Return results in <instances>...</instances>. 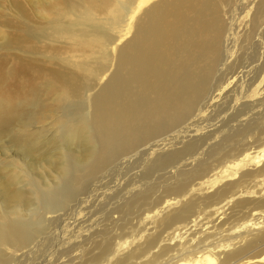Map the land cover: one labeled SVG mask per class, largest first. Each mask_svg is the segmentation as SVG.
Instances as JSON below:
<instances>
[{"label": "bare ground", "instance_id": "1", "mask_svg": "<svg viewBox=\"0 0 264 264\" xmlns=\"http://www.w3.org/2000/svg\"><path fill=\"white\" fill-rule=\"evenodd\" d=\"M74 1L80 19L70 0H43L40 20L72 34L74 22L96 23L115 10L105 0ZM127 11L125 32L107 38L112 62L94 75L98 83L62 66L6 71L0 59V264L35 258L40 244L49 250L41 264H49L59 224L54 238L46 225L81 217L96 184L148 150L155 169L181 157L190 167H172L177 178L163 185L171 196L164 200L153 198V183L126 191L123 215L150 206L141 228L117 242L104 229L86 231L85 264H264V143L241 150L252 133H264V113L253 106L264 100V0H138ZM238 42L244 53L231 61ZM177 140L180 148L157 152ZM198 151L208 163L191 164ZM248 179L252 190H243ZM47 214L55 216L48 222Z\"/></svg>", "mask_w": 264, "mask_h": 264}, {"label": "rangeland", "instance_id": "2", "mask_svg": "<svg viewBox=\"0 0 264 264\" xmlns=\"http://www.w3.org/2000/svg\"><path fill=\"white\" fill-rule=\"evenodd\" d=\"M41 1L43 0H0V59H2V61L4 62L5 70L8 71L13 66L26 65L30 69V74H33L35 68L39 69L42 67H47V68H56L60 70L61 69L60 66H62L64 67V69L69 71L72 74V76L76 79L78 78L77 75H79L80 80L86 79L87 81H89V83L92 84L98 83L93 80L94 75L97 73V71L99 72L101 69L104 70L108 68L109 63L112 62V54L109 52L110 45L112 44V42L108 41L107 38L117 40L118 37L125 32L126 30L125 25L127 24V20H128L127 10L133 7L134 4L136 5L138 0H105L108 6L110 5L114 7L115 9L114 12L111 13L105 11V15L99 19L100 21H96V23L95 21H88L83 23L74 22L79 24L78 26L80 27V29L72 34L62 33L61 30L62 28L60 29L59 27H56L54 25L43 23V21L40 20L39 18L41 15L40 11H42V9L40 8L39 3ZM70 4L73 5L74 11L76 12L77 16L78 14H80L79 18L78 17L76 18L80 19L82 15V7H80L77 4V2L74 0H70ZM36 11L38 13V17L36 16ZM243 15L244 13H241V16ZM245 19H247V17H243V20ZM94 31H100L101 33L100 34L95 33ZM94 44H98L99 47L97 48L94 47ZM236 46L233 51L234 57H232L234 59H231V61L235 60V58L237 59L239 55L244 53L245 49L244 47H240L241 45L239 42L236 43ZM74 61L83 64L77 63V65H75ZM232 84L234 85V83ZM259 98L264 99V90L262 94L259 96ZM259 103L256 102L254 103L253 106L258 107L257 108L258 112L259 114H261V112L264 113V109H263L264 100L262 104L260 103L262 106ZM71 109H73V107H71ZM217 119L215 118V120ZM212 122L213 121L209 120V122L206 121L204 123H201V125H199V127L197 128L198 131L193 134V137L203 132L206 128V125ZM170 139L171 138H169V140ZM187 139L188 137L187 138L185 137L183 139L180 138L179 140L185 141ZM179 140H177L178 143L173 142L171 144H168L165 150L162 149L163 151L159 150L157 152H167L180 148L181 141ZM263 143H264V133L259 134L258 136L255 135V133H252V135L246 138L245 146H243L244 148L242 147L241 150L249 152L251 149L258 147ZM144 153L147 157L144 155ZM144 153L141 154L142 156L140 154L137 155L136 156L137 158L132 160V162H130L128 165L122 166V168L120 167L116 171L114 170L115 172L112 171L108 173L104 177V180L102 179L103 181H101L104 184L101 182H99L101 183V185L99 183L98 185L96 184L97 189L93 191L92 194H94L95 192H97V194L95 193L94 195L92 194L90 196L88 195V197L86 198L87 203L84 206L85 210H87L90 207L88 209L90 211L82 210L80 212V214L82 213L81 214L82 216H84L85 214L84 219L81 218L82 216L79 217L78 215V217H76L74 216L75 214H72L73 215L72 217V215L69 214L71 217L70 216L68 217L73 218L71 219L72 221L68 220V218L66 219L67 216H61L59 218L60 220L59 221L57 220V222L59 223L57 222L53 223L51 227H48L46 225L47 228L51 229V232H54V234H52L54 238L55 233H57V231L56 232L54 231V229L56 230V226L54 224L56 225L59 224V226H57L58 237H56L57 240L55 244H59V246L57 247L60 249L59 250L57 249L58 253L56 251L52 253L53 257L50 258L52 260H50L49 264L51 263L52 264H85L84 261L88 257L86 256V254H84V251L86 249H89L90 246L88 243L87 244L82 243V240L83 237L92 234L94 231L95 232L102 231L103 229L104 231L106 230L108 234L110 233L109 235L112 236L114 242L124 240L125 238L128 239V237H130L131 235L133 236L134 234H136L138 230L141 228V227L139 228L137 227L138 220L142 216L144 210L149 208L150 206L137 210V213L136 211H134L133 212L134 214L124 211L126 216L123 215L122 214L123 210H120L121 204H123L127 199L130 198V196H132L131 193L126 191H130L133 188L134 190H138L137 188L141 187L142 184L153 183L154 186L152 187L153 188L155 187L154 188L155 191L153 192V198L161 197V200H164L166 198L171 197L165 195L163 193L164 191L163 189L165 186L168 185L169 181L171 183H174L175 179L177 178V171H175L172 167H178L179 169H183L190 167V165L188 164L185 165L183 163L184 161L180 162L181 160H183L181 157V159H179V161L176 164L167 167L168 169L167 168L155 169L158 168L159 161L153 162L154 160H156V158L154 160L151 159L154 157L153 154H155L156 152H153L152 150H148ZM197 153L198 154L196 155L199 156H194V157L195 158L198 157V159L199 158L200 159L198 160L196 158L198 162L190 161L191 164H193L192 162H194L193 165L199 162L204 164L208 163L206 155H202L201 151H198ZM185 157L189 158L190 155L189 156L186 155ZM185 157L183 156L184 160ZM148 160L152 161V164L151 163L149 164L151 167L150 166L147 167L145 165L146 164L145 162H147ZM181 163L184 165H182ZM225 163L223 162L219 164H213V168L211 169H214L215 167H219V166L221 167L222 165L224 166ZM123 167L126 168L127 170L125 169L123 170ZM146 169L148 170L155 169L154 171H152V174L150 175L152 176L151 178H149L150 176L146 179L142 177L143 176L142 173H144L142 171ZM253 170L256 169H253V167H249L245 171L251 172ZM230 171L229 173H232ZM155 181L157 182L156 185L154 183ZM164 184L166 185L163 186ZM251 186H252V182L250 179H248L240 186V188L244 187L243 190H246L247 188H248L247 190L250 189L252 190V188H250ZM218 187L219 185L215 187V190ZM110 189L111 190L115 189L114 193L116 192L115 193L116 196H114V194L111 195L112 191H109ZM103 191L105 193H103ZM212 191H214V189L208 193L211 194ZM98 193L100 196L98 195ZM208 193L205 194L208 195ZM89 198H91L90 201ZM121 198L124 199V202L122 201ZM53 216L55 215L47 214L45 215V218L49 222L50 221L49 218ZM86 218H88V220L91 219L89 220L90 222ZM84 221L89 222V223L86 222V224H84L86 227H88V229H86V227L83 225ZM66 222H68L67 225ZM71 222H73V224ZM62 223H64V227L61 229L60 225H62ZM75 225H77L79 228L77 226L75 227ZM87 225L92 226V228H90V226ZM93 226L97 230L94 229ZM64 229H67V231ZM80 229L83 232L80 231ZM89 230L90 231L92 230L91 231L92 233L87 232L86 234V231ZM80 232H82L83 235H81ZM75 236L76 238H73ZM102 240L103 239L101 237H97L96 239H94V241H102ZM86 245L87 247H85ZM68 248H70V251ZM38 249L41 251V252L38 251V256H35V258L34 256H30V258L27 257L28 259L27 258L22 259L21 264H28V263L41 264L44 261L41 258L45 257L47 251L49 250L47 249L46 246L41 244L38 247ZM66 250L67 252L61 254L63 251Z\"/></svg>", "mask_w": 264, "mask_h": 264}]
</instances>
